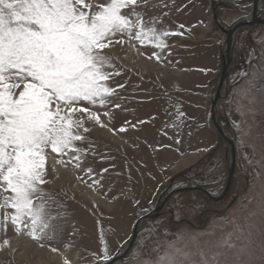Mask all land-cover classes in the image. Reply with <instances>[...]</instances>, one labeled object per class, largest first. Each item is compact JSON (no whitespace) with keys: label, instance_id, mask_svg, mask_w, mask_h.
I'll list each match as a JSON object with an SVG mask.
<instances>
[{"label":"rangeland","instance_id":"374dc122","mask_svg":"<svg viewBox=\"0 0 264 264\" xmlns=\"http://www.w3.org/2000/svg\"><path fill=\"white\" fill-rule=\"evenodd\" d=\"M86 2L95 11L107 0ZM251 3L138 0L134 10L145 29L169 33L161 36L164 47L153 46L157 41L151 33L143 43L138 41V29L131 39L125 34L111 38L103 54L112 61L105 71L119 73L105 82L114 95L103 106L85 101L74 105L87 109L75 117L89 129H79L84 137L74 142L79 153L68 150L61 156L46 150L48 182L41 187L51 194L45 199L54 217L48 229L52 238L36 242L9 225L6 234L0 232V243L8 239L11 245L0 251V264H104L125 249L138 219L171 192L206 184L210 194L218 195L225 188L230 146L210 120L226 49L218 26L229 29L247 17ZM260 6L264 19V0ZM228 69L215 110L235 152L228 193L218 202L197 192L173 195L157 218L139 223L133 248L115 264H156L177 249L196 253L197 245L208 253L229 233L239 247L237 226L245 233L252 227V247L264 257V25L236 32ZM87 113L100 123L89 120ZM50 162L72 179H57ZM191 258L199 261L198 256Z\"/></svg>","mask_w":264,"mask_h":264},{"label":"snow or ice","instance_id":"6c2138e0","mask_svg":"<svg viewBox=\"0 0 264 264\" xmlns=\"http://www.w3.org/2000/svg\"><path fill=\"white\" fill-rule=\"evenodd\" d=\"M137 6L138 0H107L92 11L86 0H0V232L6 234L11 225L17 235L36 242L52 238L48 229L54 217L45 199L51 194L41 187L48 182L46 150L61 156L68 150L79 153L74 145L84 139L79 129H89L75 117L87 109L74 105L85 101L103 106L114 95L105 82L119 73L105 71L112 61L103 50L117 34L131 39L133 29H138L135 38L141 43L151 33L155 47H164L161 36L169 35L145 29ZM125 9L132 11L125 14ZM87 115L100 123L94 114ZM247 229L245 233L237 226L239 247L229 233L214 245L215 251L206 253L199 245L192 254L177 249L156 264H229V252L233 264H264L252 247L255 232ZM10 248L8 239L0 243V251Z\"/></svg>","mask_w":264,"mask_h":264},{"label":"water","instance_id":"95a60500","mask_svg":"<svg viewBox=\"0 0 264 264\" xmlns=\"http://www.w3.org/2000/svg\"><path fill=\"white\" fill-rule=\"evenodd\" d=\"M261 6H260V0H252L251 6H250V13L247 17L241 18L237 20L235 23L231 25L229 29H224L221 26H218V28L223 32L225 35V52H224V59H223V65H222V70H221V75H220V81H219V86L218 90L215 92L214 96L212 97L211 100V106H210V120L212 124L217 128V131L219 132V135L229 144L230 146V161H229V170H228V176L226 180V185L225 188L218 194V195H213L208 192L202 191L210 200L214 202L220 201L226 194L228 193L229 187L231 185V182L234 178V171H235V152L233 148L232 142L227 139L224 134L221 132L217 121H216V115H215V110H216V105L218 100L221 98V95L219 94L220 89L223 86H227V74L229 71V65L231 63L232 59V53H233V45H234V37L237 31H239L241 28L244 27H251L254 25H264V19H262L259 16ZM213 19L216 20V16L213 15ZM200 189L193 188V187H187L179 190H175L171 192L169 195L166 196V198L163 200L162 203L157 206L152 212L148 213L145 216H142L138 219L136 222L133 232L131 235V239L128 243V245L125 247V249L118 254L116 257L112 258L108 262L104 264H115L119 261H122L124 257H126L131 249L133 248L135 239L137 237L138 233V226L139 223L146 221L147 219H154L159 216L163 208L165 207L167 201L169 198H171L173 195L177 193H186V192H194Z\"/></svg>","mask_w":264,"mask_h":264},{"label":"bare ground","instance_id":"6f19581e","mask_svg":"<svg viewBox=\"0 0 264 264\" xmlns=\"http://www.w3.org/2000/svg\"><path fill=\"white\" fill-rule=\"evenodd\" d=\"M50 164H51V167H54L55 168L54 174L57 177V179L63 180L64 177H67V179H72V174L67 173L64 170L58 168L55 163L50 162ZM1 234H3V233H1ZM26 246L28 247V244H26ZM89 264H93V263H89Z\"/></svg>","mask_w":264,"mask_h":264},{"label":"flooded vegetation","instance_id":"af4514ba","mask_svg":"<svg viewBox=\"0 0 264 264\" xmlns=\"http://www.w3.org/2000/svg\"><path fill=\"white\" fill-rule=\"evenodd\" d=\"M193 188H197V189H200V190H197V191H194V192H197V193H201V194H203V195H205L202 191H205V192H208V193H210L209 191H208V186L206 185V184H198L197 186H195V187H193ZM206 196V195H205ZM181 223H188L187 222V220L185 221V220H181L180 221ZM179 223V222H178Z\"/></svg>","mask_w":264,"mask_h":264}]
</instances>
